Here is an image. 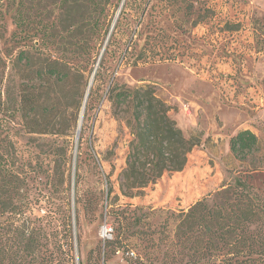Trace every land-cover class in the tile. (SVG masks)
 <instances>
[{
    "label": "rangeland",
    "instance_id": "374dc122",
    "mask_svg": "<svg viewBox=\"0 0 264 264\" xmlns=\"http://www.w3.org/2000/svg\"><path fill=\"white\" fill-rule=\"evenodd\" d=\"M19 1L0 0V182L20 209L13 227H42L30 264H172V215L237 176L264 205V0ZM41 60L54 76L36 73ZM111 82L152 88L195 144L183 170L129 198L132 136L106 100ZM221 116L250 120L252 157L234 158Z\"/></svg>",
    "mask_w": 264,
    "mask_h": 264
},
{
    "label": "trees",
    "instance_id": "16d2710c",
    "mask_svg": "<svg viewBox=\"0 0 264 264\" xmlns=\"http://www.w3.org/2000/svg\"><path fill=\"white\" fill-rule=\"evenodd\" d=\"M26 51H19V61L22 62ZM4 64L0 58V88L5 77ZM53 69V64L45 65L41 60L36 73L54 76ZM62 75L67 76L66 73ZM112 82L107 88L106 100L114 114L127 115L124 123L132 136L127 146L126 167L119 181L121 193L129 198L133 194L131 190L156 183L164 173L183 170L195 144L168 116L170 108L156 97L152 88ZM258 144L253 131L242 129L229 138L228 148L235 159L244 161L259 150ZM258 170L253 165L250 171ZM250 179L248 175L237 176L235 183L207 194L186 212L172 215L173 249L167 256L172 264H264V205L253 192ZM4 189L0 182V219L3 220L0 222V264L39 263L42 227L29 228L22 224L14 228L20 209L16 205L9 206L1 198ZM115 215L117 225H111L114 242L124 235L120 224L125 219L122 210ZM66 230L70 233L69 228ZM27 256L30 257L28 261Z\"/></svg>",
    "mask_w": 264,
    "mask_h": 264
},
{
    "label": "crops",
    "instance_id": "0c3cea01",
    "mask_svg": "<svg viewBox=\"0 0 264 264\" xmlns=\"http://www.w3.org/2000/svg\"><path fill=\"white\" fill-rule=\"evenodd\" d=\"M222 110V111H221ZM220 111H221V113L223 114L225 111H226V109H224L223 107H220ZM220 121H221V124L223 125V124H226L227 125V123L228 122H226V120L221 116L220 117ZM251 122H250V120H248L247 118H245V117H243V118H241V119H238L237 121H235V122H233V123H228L229 125H230V128L231 129H234L232 132H231V134L228 136V138L229 137H231L232 135H234V134H236V131H238V130H242V129H247V130H249L250 132L251 131H253L255 134H257V132L255 131V129L253 128V126H251V124H250ZM236 126H235V125ZM234 128H233V127ZM212 134H214V133H212Z\"/></svg>",
    "mask_w": 264,
    "mask_h": 264
}]
</instances>
